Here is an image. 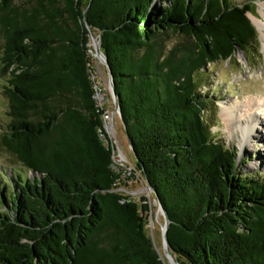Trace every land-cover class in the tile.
Masks as SVG:
<instances>
[{
	"label": "trees",
	"instance_id": "trees-1",
	"mask_svg": "<svg viewBox=\"0 0 264 264\" xmlns=\"http://www.w3.org/2000/svg\"><path fill=\"white\" fill-rule=\"evenodd\" d=\"M254 2L0 0L11 118L0 144L36 175L1 172L0 264H168L132 182L156 191L180 264H264V177L239 172L214 137L217 101L198 82L210 64L255 50ZM87 25L113 74L131 177L103 139Z\"/></svg>",
	"mask_w": 264,
	"mask_h": 264
},
{
	"label": "rangeland",
	"instance_id": "rangeland-1",
	"mask_svg": "<svg viewBox=\"0 0 264 264\" xmlns=\"http://www.w3.org/2000/svg\"><path fill=\"white\" fill-rule=\"evenodd\" d=\"M236 4H244L248 0H233ZM254 12L248 13L254 26L259 34V43L255 50H248L247 55L239 51L234 60L223 61L210 64L206 72L198 78L199 86L201 85L202 93L209 98L217 101L216 105L209 103L210 124H213L212 133L217 140L223 141L227 146L234 149L237 157V166L239 172L246 175H256L264 177V109L262 111L255 110L258 117L261 116L259 124L256 125L247 139V144L242 147L240 130H233L227 125V122L222 116V110L227 105H239L248 107L252 104H260L264 107V34L260 30V25L264 24V0H253ZM93 36L98 39V35L93 33ZM178 37L174 36L168 43L169 47L178 42ZM3 47V39L0 37V57ZM90 47L92 52V67L95 72V78L98 85L102 87L108 95L110 103L108 108L115 112L113 123L109 126L110 144L119 147L126 154L129 162L136 164V159L133 152L130 150L124 127L116 114L113 96L110 90L109 75L106 65L95 56V48L91 39ZM248 56V57H247ZM6 80L0 77V137L11 122L8 115L9 103L5 94ZM260 100V101H259ZM259 105V106H260ZM237 113H240L239 111ZM216 114V116H214ZM246 120V116L242 119ZM232 123L234 121H231ZM238 129L240 124H233ZM118 153V151H117ZM118 157V154H117ZM120 159V157H118ZM4 171L5 175H13L15 172L20 173L27 179H35L36 175L25 169L16 158L7 152L0 144V175ZM3 175V174H2ZM1 184L2 180L0 179ZM144 182H132L128 186V191L133 193V197L137 200L141 196H145L151 202L154 208L150 217L147 231L149 236L154 240L157 249L160 251L163 258L165 257L163 241H162V226L164 225V217L159 213L158 205H155V200L152 193L146 190ZM8 192L5 191V194ZM131 195V193H130ZM154 224H153V223ZM166 258V257H165ZM167 259V258H166ZM168 260V259H167ZM168 264L169 261H167Z\"/></svg>",
	"mask_w": 264,
	"mask_h": 264
},
{
	"label": "water",
	"instance_id": "water-1",
	"mask_svg": "<svg viewBox=\"0 0 264 264\" xmlns=\"http://www.w3.org/2000/svg\"><path fill=\"white\" fill-rule=\"evenodd\" d=\"M87 27L89 29V32L91 34V39H92L93 44H94L95 56H97L100 60H102L103 63L107 67L108 75H109L110 90H111V93H112V96H113L114 105L116 107V110H117V113H118V117L121 120V123H122L124 129H126V125H125V122H124V119H123V116H122V110H121V107H120L119 99H118V96L116 95V91H115V84H114V80H113V74L111 72L108 59L103 54V52L101 50V38L98 37V39H96L93 36V32L90 29V27L88 25H87ZM241 52H243V51H241ZM126 137H127V142H128L130 150L134 151L131 139L129 138L128 135H126ZM133 154H134V152H133ZM146 190H149L150 192L156 194V191L149 184H148V187L146 188ZM154 203H155V205L157 204L158 208H159L158 209L159 211H158V213L156 215V218H158L159 213H161L163 215V217H164V225L162 226V241H163V248H164L165 257L168 259L169 263H171V264H180V262L171 254L170 245H169V241H168V238H167V232H168V229H169L170 220L168 219L167 213H166L165 209L163 208V206L161 204V201L158 199V196H157V199L155 200ZM156 250L159 253L160 257L164 260V258L162 257L160 251L157 248H156Z\"/></svg>",
	"mask_w": 264,
	"mask_h": 264
},
{
	"label": "bare ground",
	"instance_id": "bare-ground-1",
	"mask_svg": "<svg viewBox=\"0 0 264 264\" xmlns=\"http://www.w3.org/2000/svg\"><path fill=\"white\" fill-rule=\"evenodd\" d=\"M260 30L264 34V24L263 23L260 25ZM259 105L260 104L254 103L251 106L244 107V108L239 106V105H227V106L223 107L222 116L225 119V121L227 122V125L232 129V132H233V130L234 131L240 130L239 132L241 133V137H242L240 144L242 147L243 146L245 147V145L248 143L247 139L249 138L250 134L252 132H254L256 125L259 124L260 120H262L261 116L258 117V115L255 113V110L262 111L264 109L263 106H261V105L259 106ZM238 111L240 113H237ZM245 116H246V120H249V119L250 120L243 122L242 119ZM231 121H234V122L232 123ZM233 124H240L241 126H242V124H244V126H242L243 128H241L239 126L238 129H235L236 126Z\"/></svg>",
	"mask_w": 264,
	"mask_h": 264
},
{
	"label": "built area",
	"instance_id": "built-area-1",
	"mask_svg": "<svg viewBox=\"0 0 264 264\" xmlns=\"http://www.w3.org/2000/svg\"><path fill=\"white\" fill-rule=\"evenodd\" d=\"M95 98L101 107H104V106L107 107L106 110L104 111V114H103V120H104L105 132L107 134L108 141H109L111 137L109 136V130L108 129H109L110 124L113 123V118L115 117V112L111 111L108 108V104L110 103V100H109L108 95L105 92V90L102 87H100L99 85L96 86ZM116 114L118 115L117 110H116ZM103 139L105 140V142L107 144L108 143L110 144V141L108 142L104 136H103ZM110 146L113 148L114 159H115L116 164L120 165L121 167H124L126 170V173H127V177H131V175L135 171V169L130 164L126 154L123 152V150H120L118 146H116L114 144H112V145L110 144ZM117 151H118V153H117ZM117 154H118V157H120V159L117 157ZM128 193L129 194L131 193V195H133L132 192H128Z\"/></svg>",
	"mask_w": 264,
	"mask_h": 264
}]
</instances>
